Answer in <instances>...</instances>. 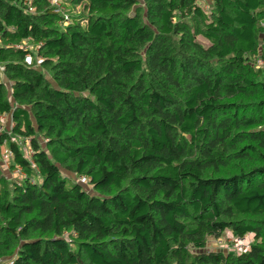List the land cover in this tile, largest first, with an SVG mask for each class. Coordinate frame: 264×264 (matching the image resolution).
<instances>
[{"label": "trees", "instance_id": "trees-1", "mask_svg": "<svg viewBox=\"0 0 264 264\" xmlns=\"http://www.w3.org/2000/svg\"><path fill=\"white\" fill-rule=\"evenodd\" d=\"M24 1L0 0V114L38 170L10 141L0 264H264V0H67L65 28ZM228 230L256 241L209 250Z\"/></svg>", "mask_w": 264, "mask_h": 264}, {"label": "built area", "instance_id": "built-area-1", "mask_svg": "<svg viewBox=\"0 0 264 264\" xmlns=\"http://www.w3.org/2000/svg\"><path fill=\"white\" fill-rule=\"evenodd\" d=\"M32 1L33 0H25V4H27L29 6V11L34 12V7L32 5ZM52 5L59 7L60 6V0H51ZM205 8L209 9L210 5L209 3L205 4ZM0 43H1V38H0ZM22 48H24L25 50H29L30 47L28 46V44H26V42L24 43L23 46H21ZM39 62H43V57L42 56H38L37 57ZM26 62L27 64L31 65L33 63V56L28 53L26 55ZM257 68H264V58L262 57H258L257 61H256V65ZM4 70V66L0 65V71ZM14 120H13V116L11 113H3L0 114V132H6L8 133L10 136L12 135V129L14 127ZM12 141H13V137H11ZM14 142L18 143V145L21 146V144L17 141V138L14 139ZM31 143V142H30ZM31 145V144H30ZM32 147V146H31ZM31 147H24L22 148L23 152H24V157L28 160V162L30 163V166L35 169L38 170L37 165L35 163V161L33 160V154H34V150ZM13 160H14V154L12 149L10 148V144L7 146H3L2 147V151L0 154V169L1 171L3 170H11L15 179L21 180L23 179L26 175L23 171V169L20 166H16L13 164ZM79 182L85 184L90 182V179L87 176H80L79 177ZM249 235H254V233H247L245 236H234L232 235V239L229 240V251L232 252H236L237 254H242L245 253L247 251L250 250L251 248V242L250 240H248L247 236ZM9 264H14L13 260H9L8 262Z\"/></svg>", "mask_w": 264, "mask_h": 264}, {"label": "rangeland", "instance_id": "rangeland-1", "mask_svg": "<svg viewBox=\"0 0 264 264\" xmlns=\"http://www.w3.org/2000/svg\"><path fill=\"white\" fill-rule=\"evenodd\" d=\"M66 1V2H65ZM62 2L64 3L63 5H65L64 7V9L63 8H61V9H56V10H58L62 15H63V20L62 21H60V23L62 24L61 25V27L63 28H65L66 27V25H68V21H66L65 19H67V15H66V12H65V10H71L72 9V5H70V4H68V2H67V0H62ZM202 2H203V4H205V3H208V1L206 2V1H204V0H202ZM144 5V0H139V4L137 5V6H143ZM137 6L136 7H134L133 8V10L131 11V13L130 14H136L138 11H140L141 9H139L140 7H138L137 8ZM206 6V5H205ZM78 8H80V7H77V9ZM143 14H144V12H143ZM261 25H262V27L264 28V21L261 23ZM262 37V36H261ZM197 39L200 41V42H203V43H205L206 45L207 44H209L208 43V40L207 39H205L203 36H198L197 37ZM1 44V43H0ZM29 44V43H28ZM34 46V45H33ZM34 51H35V53H36V48H34ZM261 54V53H260ZM42 62H39V60H38V58H36V64H33V65H36V66H39L40 64H41ZM39 69H40V67H39ZM44 73L45 74H47V77L50 79L51 77V75L48 73V71H46V70H44ZM1 133H6V132H1ZM6 134H8V133H6ZM8 136H9V138L8 139H4L3 140V142H2V145H1V147L2 146H5V145H9V142L10 141H12V139H11V137H13L14 139L15 138H17V141L21 144V147L22 148H24V147H31V143H30V139L29 138H24V137H22V136H18V135H14L13 134V132H12V135L10 136L9 134H8ZM14 139H13V141H14ZM44 139L42 138L41 139V142H43L44 143ZM45 144V143H44ZM32 148V147H31ZM1 152V151H0ZM3 173L2 174H4L7 178H9V179H12V180H14L15 179V177H14V175H13V173H12V171L11 170H8V171H6V170H3L2 171ZM67 173V172H66ZM67 174H69V175H71L72 176V179L75 181V182H79V177L78 176H74V175H72L71 173H67ZM70 176V177H71ZM86 188H87V190L89 191V192H92V185L88 182V183H85V184H83ZM233 234H232V232L231 231H226L220 238H210L209 239V243H208V249L209 250H221V251H224L226 254L228 253V250H229V240H231L232 239V236ZM247 238H248V240H250V242H251V246H252V244L253 243H255V234L253 235H249L248 234V236H247ZM236 253V252H235ZM237 254V253H236Z\"/></svg>", "mask_w": 264, "mask_h": 264}]
</instances>
